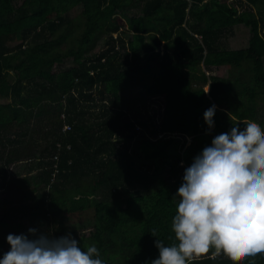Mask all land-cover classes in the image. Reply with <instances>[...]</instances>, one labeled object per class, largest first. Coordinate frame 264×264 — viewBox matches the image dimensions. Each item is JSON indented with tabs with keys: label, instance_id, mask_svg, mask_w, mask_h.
<instances>
[{
	"label": "trees",
	"instance_id": "obj_1",
	"mask_svg": "<svg viewBox=\"0 0 264 264\" xmlns=\"http://www.w3.org/2000/svg\"><path fill=\"white\" fill-rule=\"evenodd\" d=\"M139 5L127 38L126 12ZM240 24L248 46L226 48ZM250 117L264 121V0H0V189L5 204L27 199L0 219V257L2 231L23 228L27 211L38 234L95 244L105 264H151L157 239L177 243L185 168ZM177 135L191 141L173 153ZM37 154L51 157L39 174L9 176ZM188 264H264V253L210 248Z\"/></svg>",
	"mask_w": 264,
	"mask_h": 264
},
{
	"label": "clouds",
	"instance_id": "obj_2",
	"mask_svg": "<svg viewBox=\"0 0 264 264\" xmlns=\"http://www.w3.org/2000/svg\"><path fill=\"white\" fill-rule=\"evenodd\" d=\"M217 106L203 115L214 128ZM171 228L177 243L157 239L151 264H188L210 248L234 259L264 253V121L250 117L215 135L185 168ZM152 235L154 237L155 233ZM0 264H105L98 247L86 249L71 234H8Z\"/></svg>",
	"mask_w": 264,
	"mask_h": 264
},
{
	"label": "rangeland",
	"instance_id": "obj_3",
	"mask_svg": "<svg viewBox=\"0 0 264 264\" xmlns=\"http://www.w3.org/2000/svg\"><path fill=\"white\" fill-rule=\"evenodd\" d=\"M80 10L81 9H79V8H75V9H73L71 11V15L74 17V19L76 21L78 20V16L77 15L79 14ZM142 13L143 12H142V9H141L140 5L136 6V7H132V8L127 10V12H126V17L127 18L125 19V26H124L125 30L127 31L125 33V36L127 38L132 37V35H133L132 32L130 31L129 19L131 17H134V16H139ZM80 32H81V27L77 26L75 31H74V33H73V35H72V38H74L77 41L79 36L81 35ZM225 35L226 36L223 37V45L226 48L237 49V48H243V47L248 46V42H249V39H250V36H251V31H250V28L248 26H246L244 24H240V25H236L232 29L227 30ZM73 64L74 63L71 62V60H69L66 64H63L62 66L63 67H69V66H71ZM62 66H60L59 69ZM207 73H210V74H225V73H227V69L224 68V67H222V68H213L212 71H207ZM206 88L208 89V86ZM140 92L141 91L139 89H136L134 91L128 92L127 95L135 97L138 94H140ZM176 137H177V140H176L177 142L173 146L170 147V152H173V153H179L183 149L184 143L186 142L188 144L191 141V137H188V139L185 136H182V135H177ZM38 157H41V154H37L33 161H28V160L25 161L24 160V161L19 162L17 164L9 165V167L7 169L9 176L12 177V178L16 177V175L24 176V174L27 173L31 167H39L40 170L39 171L37 170V171L34 172V175L36 176L37 174H39L42 171L41 168H43L45 166L46 162L48 160H50V158H51V157L41 158L42 160L39 161ZM39 163H41V164H39ZM43 163H45V164H43ZM55 180H56V178L53 181H55ZM27 187H30V186L28 185ZM11 191L13 192V190H11ZM3 192H4V190L0 189V219H2L1 217L5 216L4 213H5L6 210H8V209L14 210L15 207L18 205V204H14L15 202L14 203H10V204H5L4 202H2V196L4 194ZM13 195L15 196V194H13ZM21 196L18 195V198H20ZM15 197H17V196H15ZM13 200L17 201L15 199H13ZM14 205H16V206H14ZM21 214L22 215L18 216L19 219L17 220V222H20V223L24 224L23 228H20L18 230H14V229L3 230L2 234L5 237L8 234H10V233L11 234H21V233L27 234L29 228H35V223H37V222H35V221L33 222L32 221V219L28 215V212L25 211V213H21ZM3 229H4V226H3ZM76 236H79V233H77Z\"/></svg>",
	"mask_w": 264,
	"mask_h": 264
},
{
	"label": "crops",
	"instance_id": "obj_4",
	"mask_svg": "<svg viewBox=\"0 0 264 264\" xmlns=\"http://www.w3.org/2000/svg\"><path fill=\"white\" fill-rule=\"evenodd\" d=\"M25 161H26V160H25ZM24 175H26V173H25ZM14 199L17 200V201H15L14 204H17V203L20 202V204L22 205V204H25V203H24L25 201H27V199L22 198V196H21V198H14ZM12 200H13V199H12ZM18 201H19V202H18ZM14 206H16V205H14Z\"/></svg>",
	"mask_w": 264,
	"mask_h": 264
},
{
	"label": "built area",
	"instance_id": "obj_5",
	"mask_svg": "<svg viewBox=\"0 0 264 264\" xmlns=\"http://www.w3.org/2000/svg\"><path fill=\"white\" fill-rule=\"evenodd\" d=\"M64 128H69V126H68V125H66ZM56 158H57V156H56ZM56 167H57V165H56Z\"/></svg>",
	"mask_w": 264,
	"mask_h": 264
}]
</instances>
